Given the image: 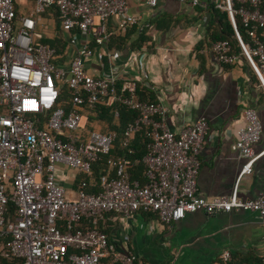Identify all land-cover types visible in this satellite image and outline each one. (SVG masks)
Here are the masks:
<instances>
[{"label":"built area","instance_id":"2783aa9c","mask_svg":"<svg viewBox=\"0 0 264 264\" xmlns=\"http://www.w3.org/2000/svg\"><path fill=\"white\" fill-rule=\"evenodd\" d=\"M34 1L31 13L18 14L17 0H0V264H151L136 253L117 252L102 228L112 213L130 217L153 212L171 223L197 211L246 210L257 212L264 225V190L254 198L242 197L238 185L264 154L254 149L263 130L254 107L244 109L245 123L231 146L244 160L233 192L206 197L199 192L198 175L208 119L202 116L174 131L159 102L138 96L135 79L119 84L115 67L97 76L87 66L94 45L103 46L139 23L127 0ZM159 1L147 0L151 6ZM217 6L228 10L242 51L235 53L228 40H217L212 43L214 58L233 65L244 56L264 86V39L256 33L264 28V0H220ZM53 7L71 48L63 63L56 62L60 56L46 41L56 31L48 32L41 20L48 11L55 16ZM236 14L251 26L248 42L238 30ZM65 87L72 90L69 109L60 99ZM100 101L138 112L125 135L130 139L143 129L149 138L143 182L131 180L125 157L109 159L115 175L95 181L93 163L110 153L116 138L114 131L87 129L84 123L83 110ZM59 164L88 177L81 179L75 198L66 195L57 177ZM91 186H98L99 192H88ZM261 258L264 264V251ZM216 264L241 263L226 248Z\"/></svg>","mask_w":264,"mask_h":264},{"label":"crops","instance_id":"0c3cea01","mask_svg":"<svg viewBox=\"0 0 264 264\" xmlns=\"http://www.w3.org/2000/svg\"><path fill=\"white\" fill-rule=\"evenodd\" d=\"M217 1L199 0L205 5ZM127 3L139 23L116 33L103 46L94 45L89 70L102 76L115 67L119 81L135 79L142 98L138 96L159 102L168 127L174 131L206 117L209 130L201 154L199 192L206 197L230 195L244 163L231 146L245 123L246 107H254L263 123L254 149L256 153L264 150V86L244 56L233 65L214 58L208 29L211 15L195 0H160L157 6L147 0ZM41 20L48 32L49 28L56 31L50 11L43 13ZM110 27H116L114 19ZM70 51L68 45L58 61L65 62ZM83 113L87 129L107 132L118 125L117 119L102 118L96 110L87 108ZM57 177L66 195L75 198L80 173L59 164ZM238 185L242 197L254 198L264 190V154ZM102 228L117 252L136 253L151 264H213L226 248L238 258L260 257L264 251V225L254 211H197L171 223L161 221L153 212L139 211L130 217L112 213Z\"/></svg>","mask_w":264,"mask_h":264},{"label":"trees","instance_id":"16d2710c","mask_svg":"<svg viewBox=\"0 0 264 264\" xmlns=\"http://www.w3.org/2000/svg\"><path fill=\"white\" fill-rule=\"evenodd\" d=\"M199 6L204 11H207L211 15V18L208 21V29L212 42L222 39L228 40L232 46L233 52L240 53L242 51V48L237 38L236 30L233 26L228 10L218 7L217 2L208 3L206 5L199 4ZM236 6L237 7L239 6L238 2L236 3ZM51 9L52 11H54L55 14L57 32H56V36L53 39H46V41L56 48L57 56L63 57L65 56L66 51L68 49V43L64 38L63 30L61 26V20L59 19V14L56 8L53 7ZM17 12L18 14L20 12L18 8H17ZM236 21H237L238 30L241 33L243 39L246 42L251 40V37L248 33V30L251 28V26H246L243 23L241 16L239 14H236ZM256 33L262 39H264V28L261 27L257 28ZM112 39L110 41H112ZM58 60L59 59H56V62H59ZM119 84H121V81H119ZM138 95H139V89H138ZM71 96H72V90L69 87H65L61 93L60 99L62 101L63 106L66 109H69L70 107ZM89 109H92L93 111L96 110L99 114H101L102 118H106L108 120L110 119V121H112L113 119L118 120V125L107 131V132L110 131L116 132V138L113 142L110 153L100 155L98 160L93 163L94 177L96 178L97 182H100L102 176L104 175H108L109 177L115 175V171L113 169H109L108 161L109 159L120 158V157H125L130 160V164L128 165V172L131 180L138 179L141 182H143L145 177L144 175L145 169H146L145 164L143 163V158L147 153V148H148L147 144L149 138L143 129L138 130L134 134V136L130 139H127L125 135V130L127 125L138 117V112L128 107L120 106L119 104L109 105L106 101L97 102L96 105H94V107ZM116 110L119 111V115H116ZM88 128L93 130L95 129L94 127H88ZM125 142H127L126 145ZM107 169L109 170L108 173H107ZM80 175L81 178L78 182V186L82 178L84 177L88 178L87 175H82V174ZM88 192L98 193L99 187L91 186L88 188ZM9 206H10V215L14 217L13 215H15V205L13 202H10ZM145 213H150V212H145ZM234 258L236 261H238L241 264H263L261 256L255 257L252 255H247L241 258L234 256ZM5 260L6 262L8 261L7 259ZM217 261H215L213 264H216ZM8 263H10V261Z\"/></svg>","mask_w":264,"mask_h":264},{"label":"rangeland","instance_id":"374dc122","mask_svg":"<svg viewBox=\"0 0 264 264\" xmlns=\"http://www.w3.org/2000/svg\"><path fill=\"white\" fill-rule=\"evenodd\" d=\"M20 11L22 13H31L32 10L35 7V1L34 0H17ZM49 31L52 32V30L49 28ZM57 32V31H56ZM90 119H93V117H90Z\"/></svg>","mask_w":264,"mask_h":264}]
</instances>
